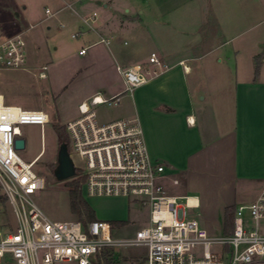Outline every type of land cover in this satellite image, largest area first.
<instances>
[{
  "label": "rangeland",
  "instance_id": "374dc122",
  "mask_svg": "<svg viewBox=\"0 0 264 264\" xmlns=\"http://www.w3.org/2000/svg\"><path fill=\"white\" fill-rule=\"evenodd\" d=\"M47 8L54 15L49 16ZM94 11L99 14L95 28L103 17L121 23V28L125 27L131 16L140 17L141 23L134 31H120L122 41L127 40L124 50L134 49V56L140 57L139 60H132L131 64L148 59L153 50L161 55L165 49H173V45L184 38L195 44L193 50L197 58L191 63L196 68L190 78L202 83V94L206 96V100L201 101L202 106L225 118L228 129L233 123L231 91L229 88L225 90L221 99L219 91L214 93L215 89H219L216 85L229 84L235 68L239 69L240 76L243 66H249L253 57L254 67L264 60V0H0V39L25 32L30 58L25 69H0V92L6 104L20 105L29 110L41 109L50 116L49 123L44 126H20L26 148L19 150L18 154L27 162L37 159L33 169L44 178L45 187L32 194V199L52 221L79 220L71 211L69 179L59 180L55 170L63 140L72 154L71 139L66 130L67 113L72 110L80 89L73 80L81 58L78 51L88 44L89 35L95 34L82 17ZM61 23L65 27H61ZM75 33L80 36L73 37ZM219 55L224 58L222 64L216 62ZM145 63L149 64L148 61ZM119 79H113V83ZM93 108L100 122L117 118L139 120L131 93L122 95L117 104H99L93 105ZM58 127H61V131ZM73 158L78 163V158L74 155ZM214 160L211 159V173L215 175L212 185L200 186L201 182L187 179L181 185L172 187L171 192L193 195L200 193L196 189L205 188L207 196L208 193L212 195L210 189L214 195H220L222 187L218 185V178L221 176L215 170ZM225 166L224 176L230 178L232 160L226 162ZM258 186V183L239 182L229 185L233 201L236 204L251 201ZM84 196L94 208L96 205L98 214H104L105 218L100 219L114 225L115 239L133 237L138 229L148 224V207L135 200L127 204L115 198L90 197L86 193ZM203 212L202 206L194 209L199 219H202ZM221 217L219 226L223 220ZM0 223L16 226L14 214L1 187ZM261 227L264 231V219ZM104 250L112 254L111 262L93 256V264H144L147 251L144 246L134 245H114ZM59 264L78 263L67 261Z\"/></svg>",
  "mask_w": 264,
  "mask_h": 264
},
{
  "label": "built area",
  "instance_id": "2783aa9c",
  "mask_svg": "<svg viewBox=\"0 0 264 264\" xmlns=\"http://www.w3.org/2000/svg\"><path fill=\"white\" fill-rule=\"evenodd\" d=\"M49 16L54 15L49 8ZM99 14L83 22L95 31ZM65 27L64 23L60 24ZM25 33V32H24ZM24 33L0 39V69H24L28 62ZM80 36L79 33L73 37ZM100 42L109 41L101 37ZM87 48L80 50L85 54ZM147 63L118 68L124 86L114 94L93 93L78 105L79 114L66 122L72 144L71 157L85 177L83 191L90 197H123L149 209L148 224L133 237L115 239L114 225L104 219L52 221L32 199L45 187L34 169L36 159L23 160L15 141L23 137L20 126H44L50 116L44 110L20 105H0V187L16 220L0 223V264H59L76 261L93 264L92 257L106 247H146L144 264H252L264 258V188L256 198L236 207L230 234L211 235L194 214L196 197L172 193L165 183V165L152 160L138 119H97L93 105L117 104L152 77L169 68L153 51ZM183 64L184 62L181 61ZM91 101V103H89ZM174 185L180 184L173 178Z\"/></svg>",
  "mask_w": 264,
  "mask_h": 264
},
{
  "label": "crops",
  "instance_id": "0c3cea01",
  "mask_svg": "<svg viewBox=\"0 0 264 264\" xmlns=\"http://www.w3.org/2000/svg\"><path fill=\"white\" fill-rule=\"evenodd\" d=\"M17 15L20 16V13L18 12ZM140 21V17L131 16L125 27L121 28L119 27L121 23L103 17L95 34L89 35L88 44L78 51L81 58L73 80L80 89L75 96L72 110L67 113V119L77 116L79 103L88 99L93 93L118 92L124 86L118 68L124 69L148 61L149 58L141 59L142 61L131 64L132 60H139L140 57L134 56V49L124 50L127 40L122 41L120 36L122 29L134 31ZM101 37L106 38L109 43L100 42ZM83 48H87V52L80 54ZM194 48L195 44L184 38L175 43L173 49H165L161 56L169 68L138 86L131 94L149 154L154 162L165 165V183L170 191L172 187L181 185L187 179L190 182H201L200 186L212 185L215 175L211 173V159H215L213 163L215 170L221 176L218 178V185L222 187V193L214 195L209 188L212 195L208 193L207 196L205 188L203 190L200 188L196 189L200 190V193L192 196L198 201L197 208L203 207V221L200 219L202 225L209 232L222 235L227 234L226 210L253 201L264 188V60L260 63L258 73L254 67L253 57V62L249 66H243L240 76L239 69L235 68L229 84L216 85L219 89H215L214 93L219 91L221 99L225 90L229 88L231 91L233 123L228 129L225 118L202 106L201 101L206 100V96L202 94V83L190 78L196 68L191 63L197 58ZM175 49L176 51H173ZM235 52L237 56L239 51ZM181 61L184 63L182 64ZM216 62L222 64L224 58L219 55L216 57ZM118 77L120 79L113 83V79ZM1 96L4 101L5 97L2 94ZM199 106L201 108H198ZM231 160L232 174L227 178L223 172L226 170V162ZM173 178H179L180 184L174 185ZM238 182L258 183V189L251 201L240 204L233 201L229 185ZM96 198H115L127 204L130 202L123 197ZM89 203L92 205V202ZM92 207L96 219L105 218L104 214L97 213L96 205L95 208L93 205ZM220 217L223 220L219 226ZM252 264H264V258Z\"/></svg>",
  "mask_w": 264,
  "mask_h": 264
},
{
  "label": "trees",
  "instance_id": "16d2710c",
  "mask_svg": "<svg viewBox=\"0 0 264 264\" xmlns=\"http://www.w3.org/2000/svg\"><path fill=\"white\" fill-rule=\"evenodd\" d=\"M259 68H260V62L257 63L256 73H258ZM58 129L61 131V127H58ZM64 141L65 140H63V143H66ZM84 180H85L84 175L80 170L77 169L76 175L73 178L69 179L67 184L70 193L71 211L78 217L80 221L86 223L88 221L95 220L96 213L84 196V191H83ZM235 211L236 208H228L226 210L225 232L227 234L233 232ZM96 257H98V259L108 260L109 262H111L112 254L108 250L103 249L97 253Z\"/></svg>",
  "mask_w": 264,
  "mask_h": 264
},
{
  "label": "water",
  "instance_id": "95a60500",
  "mask_svg": "<svg viewBox=\"0 0 264 264\" xmlns=\"http://www.w3.org/2000/svg\"><path fill=\"white\" fill-rule=\"evenodd\" d=\"M15 147L18 150L26 148L25 137H19L15 141ZM77 169L75 163L69 153L68 146L66 143L60 145L58 151V166L55 170V175L59 180H68L76 175Z\"/></svg>",
  "mask_w": 264,
  "mask_h": 264
},
{
  "label": "bare ground",
  "instance_id": "6f19581e",
  "mask_svg": "<svg viewBox=\"0 0 264 264\" xmlns=\"http://www.w3.org/2000/svg\"><path fill=\"white\" fill-rule=\"evenodd\" d=\"M3 102V98H2V96H1V94H0V105H1V103ZM39 157V156H38ZM37 157V158H38ZM37 160V159H36Z\"/></svg>",
  "mask_w": 264,
  "mask_h": 264
}]
</instances>
